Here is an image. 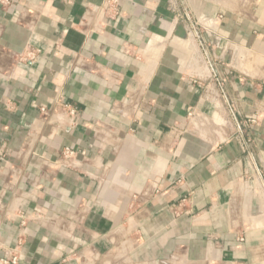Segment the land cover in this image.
<instances>
[{
	"label": "crops",
	"instance_id": "obj_1",
	"mask_svg": "<svg viewBox=\"0 0 264 264\" xmlns=\"http://www.w3.org/2000/svg\"><path fill=\"white\" fill-rule=\"evenodd\" d=\"M8 255L264 264V0H0Z\"/></svg>",
	"mask_w": 264,
	"mask_h": 264
},
{
	"label": "built area",
	"instance_id": "obj_2",
	"mask_svg": "<svg viewBox=\"0 0 264 264\" xmlns=\"http://www.w3.org/2000/svg\"><path fill=\"white\" fill-rule=\"evenodd\" d=\"M35 53L33 51H28L24 56H21V60H27L32 59L34 57ZM40 111L42 113H46V109L44 107L40 108ZM52 116L55 117L56 121H58L59 126H73L78 122L79 113L76 108H74L72 105L57 102L54 105L53 110L51 111ZM194 117V111L189 110L187 113V123L184 126V131L188 128V123L192 120ZM180 129V130H183ZM76 153V150L70 148V147H64L61 151V162L63 165H72V159L74 158V155ZM18 263V257L17 255H8L7 257H1L0 258V264H17Z\"/></svg>",
	"mask_w": 264,
	"mask_h": 264
}]
</instances>
